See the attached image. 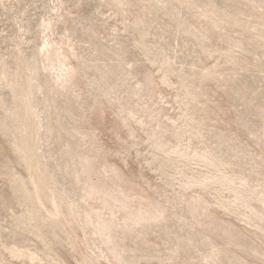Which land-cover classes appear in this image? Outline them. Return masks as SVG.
<instances>
[{"label":"rangeland","instance_id":"obj_1","mask_svg":"<svg viewBox=\"0 0 264 264\" xmlns=\"http://www.w3.org/2000/svg\"><path fill=\"white\" fill-rule=\"evenodd\" d=\"M0 264H264V0H0Z\"/></svg>","mask_w":264,"mask_h":264}]
</instances>
